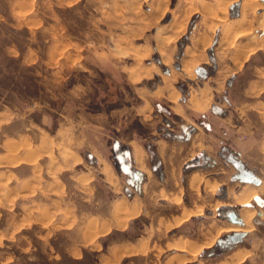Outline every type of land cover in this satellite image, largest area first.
<instances>
[{
	"label": "rangeland",
	"instance_id": "rangeland-1",
	"mask_svg": "<svg viewBox=\"0 0 264 264\" xmlns=\"http://www.w3.org/2000/svg\"><path fill=\"white\" fill-rule=\"evenodd\" d=\"M259 71L264 0H0V264H264V192L245 204L242 241L217 246L233 232L220 209L238 212L232 195L258 186L242 171L264 183ZM162 87L176 100L149 96L143 119L139 89ZM183 134L191 158L128 182L115 146L125 155L135 139L154 165V140ZM116 201L139 210L109 227ZM116 242L140 250L116 256Z\"/></svg>",
	"mask_w": 264,
	"mask_h": 264
},
{
	"label": "crops",
	"instance_id": "crops-1",
	"mask_svg": "<svg viewBox=\"0 0 264 264\" xmlns=\"http://www.w3.org/2000/svg\"><path fill=\"white\" fill-rule=\"evenodd\" d=\"M247 43H252L251 41H248ZM255 43V42H253ZM250 46H252L253 48L255 47L254 51L258 48H260V45L258 43H255V44H251ZM253 51V52H254ZM257 76L261 77L260 80H255V81H252L249 85V89L253 90V89H264V71H259V73L257 74ZM161 91V93L159 95L155 94L157 90ZM164 89L165 87H162V88H156V89H152V90H147L145 91L144 89L140 88L139 89V95L141 97L144 98V103L142 104V106L138 107L137 108V114L139 115H142L143 116V119L145 118H148V114H145V111H149L150 110V97H158L160 95L162 96H165L168 100H170L168 98V95L171 93V92H167L165 93L164 92ZM149 93V94H148ZM172 101V100H170ZM174 102V101H173ZM225 102L227 103V101L225 100ZM197 104H199L200 106L201 105H204V101L203 103L201 102H198ZM146 106H148V108H145ZM206 106V105H205ZM205 106L204 108L202 109H195V110H199V111H203L205 109ZM193 108V107H192ZM194 109V108H193ZM115 112V110L113 111L112 110V113ZM175 114H177V112L175 111ZM104 117H107V115L105 114ZM104 120H102V122H98V124L100 125H103L104 124ZM105 125V124H104ZM203 125L206 127V125H208V127H206V129H210V125L207 123V122H204L203 121ZM170 129V128H169ZM184 134L187 132V128H182ZM165 131V130H164ZM153 133V132H151ZM181 135V137L179 138H170V137H166V136H161V137H157L154 141L158 144L156 146V153H157V156H158V161H159V166L155 167V165L152 164V161L151 163L148 162V155L146 153V151L144 150V146L143 144H141L140 142H138L137 140L135 139H129L127 140L126 142H124V144L127 146L129 152L127 151V161L129 162V164L132 166V168L134 170H139L137 168V165L135 163V160L133 158V155H134V148L135 147H140V149H142L143 151V169L144 170H139L140 172H142L144 178L142 179L141 181V188L143 187V180L146 179L147 177V170H151L152 173L154 174H158V175H162L163 177L166 176V171H167V167L169 164L172 163V156L176 154V152H183V153H186L187 151L188 152V156L186 157V160H188L189 158H191L190 156V149H191V145H187V141L188 140H184L186 138H183L185 137V135ZM144 139V138H143ZM179 141V144H177V142ZM135 146H134V145ZM138 146H137V145ZM161 145V147H160ZM162 148V149H161ZM179 149V150H178ZM160 150H163L162 152ZM93 155V153H89L88 157L89 158H92L91 156ZM175 158V156H174ZM143 191V189H141ZM104 218V223L106 225H110V226H114V227H117L116 224H115V221H111L110 218H108L107 216H103ZM108 219V221L106 220ZM110 221V222H109ZM112 222V223H111ZM114 222V223H113ZM123 242H116V243H113L114 246H116V248L118 249L117 253H115V255H119V254H126V253H135V252H138L140 250V246H139V243L138 242H130L128 244H122ZM112 244V245H113ZM111 246V244H110ZM109 247V245H107L104 249H107ZM240 262V261H239Z\"/></svg>",
	"mask_w": 264,
	"mask_h": 264
},
{
	"label": "bare ground",
	"instance_id": "bare-ground-1",
	"mask_svg": "<svg viewBox=\"0 0 264 264\" xmlns=\"http://www.w3.org/2000/svg\"><path fill=\"white\" fill-rule=\"evenodd\" d=\"M185 3L188 4V0H185ZM175 11V10H174ZM176 14V13H175ZM174 15V14H173ZM204 45V44H203ZM254 50V48H249V50L246 52L245 54V57L248 56L250 53H252V51ZM188 67V66H187ZM185 67V72L187 75H191V70L189 68ZM149 74V73H148ZM138 78V76H137ZM172 79V78H171ZM162 91V90H161ZM160 89L156 91L155 94L159 95L161 93ZM169 99L171 100H176L177 98V94L176 92L174 93H170L168 95ZM193 106H195L193 104ZM145 108H148V106H146ZM178 109V108H177ZM178 112V111H177ZM134 145V144H133ZM137 145V144H136ZM135 146V145H134ZM138 146V145H137ZM161 147V145H160ZM162 149V148H161ZM161 152L163 150H160ZM134 155H133V158L135 160V163H138L139 164V169H143V151L142 149H140V147H135L134 148ZM200 181V176L197 172H194L192 175H191V180H190V186L191 188H195L196 184ZM208 182V181H207ZM217 184H214L211 186V189L214 190L216 188ZM258 192H264V183H260V185L258 186H254V185H248L247 183L243 186V188L238 192V193H234L232 195L233 198H235V200L241 204L239 210H238V214H239V217L241 218V220L243 221V224L241 225H238V224H230L227 226V231H235V232H238V231H241V232H244V231H250L253 227L252 225V222H251V219L252 217L254 216L255 214V210L253 208H250L248 206H246L245 204L254 196L256 195ZM173 202L175 204H179L180 203V197H174L173 198ZM124 201V199H123ZM115 203V202H114ZM136 203V202H135ZM172 203V201H170V204ZM173 204V203H172ZM114 207H113V210H114V217L117 219L115 221V224L116 226H119V227H122L125 223V221L132 217V216H135L137 213H138V206H131L129 207L126 202H117L115 204H113ZM140 207V206H139ZM200 212V209L199 210H193V209H188L186 211H184V214L183 216L185 217H189L191 214H197ZM114 217L112 219H114ZM177 220H180V219H177ZM113 221V220H112ZM110 222V221H109ZM112 223V222H111ZM114 223V222H113ZM103 226V225H102ZM110 227V225H109ZM108 226L105 225V228L102 229V231H106L108 230L109 228ZM99 230V229H98ZM97 230V232H98ZM213 240V239H212ZM189 242V241H188ZM190 243V242H189ZM188 243V251H190V254L192 256H195L197 251H198V247H194L193 245L189 244ZM208 244V243H207ZM186 245V244H185ZM242 251V250H241ZM246 252L245 253H242V252H238L235 254L234 258L237 260V261H241L244 256H245Z\"/></svg>",
	"mask_w": 264,
	"mask_h": 264
},
{
	"label": "water",
	"instance_id": "water-1",
	"mask_svg": "<svg viewBox=\"0 0 264 264\" xmlns=\"http://www.w3.org/2000/svg\"><path fill=\"white\" fill-rule=\"evenodd\" d=\"M206 127H208V125H206ZM126 164L123 165V167L125 168L123 170V172L126 173L127 175H129L130 177H132V179H130L129 183L133 184L134 181L137 183H140L142 181V177H143L142 172H140L139 170L131 169L130 164L129 165H126ZM240 176L244 177L246 181L251 182L255 185H260V183H261L260 179H258L250 170H247V169L243 170ZM160 177H161V175H160ZM135 188H136L137 192H140V188L137 184L135 185ZM223 215L230 223L238 224V225L243 224V221L241 220V218L238 216V214L236 213V211L234 209L230 208L229 210L224 212ZM244 236H245V232H241V231L233 232L231 235L228 236L227 240L231 244H233V243H237V242L241 241ZM217 242H220V239H218Z\"/></svg>",
	"mask_w": 264,
	"mask_h": 264
},
{
	"label": "flooded vegetation",
	"instance_id": "flooded-vegetation-1",
	"mask_svg": "<svg viewBox=\"0 0 264 264\" xmlns=\"http://www.w3.org/2000/svg\"><path fill=\"white\" fill-rule=\"evenodd\" d=\"M114 152H115V155H116V157H117V161L119 162V165H120V167H121V169L122 170H124L125 168L123 167V165L124 164H126L127 162H125L124 160V158H125V156L127 157V153L124 155V154H121L120 152H118V149L116 148V147H114ZM122 157V158H121ZM126 165H129V162L126 164ZM155 167H157V166H159V162L158 161H156L155 162ZM160 178H162V176L160 177ZM143 179V178H142ZM130 181V178H128V182ZM255 206L257 207V211L259 210V212H261V210L258 208V205L257 204H255ZM260 206V205H259ZM231 207H226V208H222L221 210H220V212L221 211H223V214H224V212H226L227 210H229ZM231 209H234L235 211H236V213L238 214V212H237V210L235 209V208H231ZM238 216H239V214H238ZM233 232H235V231H233ZM233 232H231V233H227V234H225L223 237H221V238H219L220 239V242H217V246H221V247H223V248H225V250L227 251V250H229V249H231V247H233V245L234 244H236V243H233V244H231L227 239H228V236L229 235H231ZM243 239V238H242ZM242 241V240H241ZM241 241H239V242H241ZM239 242H237V243H239ZM231 244V245H230Z\"/></svg>",
	"mask_w": 264,
	"mask_h": 264
},
{
	"label": "trees",
	"instance_id": "trees-1",
	"mask_svg": "<svg viewBox=\"0 0 264 264\" xmlns=\"http://www.w3.org/2000/svg\"><path fill=\"white\" fill-rule=\"evenodd\" d=\"M116 147V146H115ZM117 148V147H116ZM150 148V145H148V151H149V154H150V156H152L153 155V151L152 150H150L149 149ZM187 167H188V165H187ZM105 247V246H104ZM85 255V254H84ZM93 261L95 262V264L97 263V258L95 257L94 259H93Z\"/></svg>",
	"mask_w": 264,
	"mask_h": 264
}]
</instances>
